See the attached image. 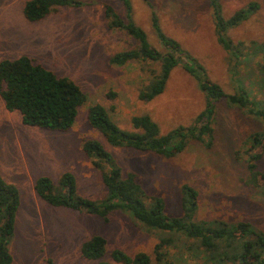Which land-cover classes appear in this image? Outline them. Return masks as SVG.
<instances>
[{
	"label": "rangeland",
	"instance_id": "obj_1",
	"mask_svg": "<svg viewBox=\"0 0 264 264\" xmlns=\"http://www.w3.org/2000/svg\"><path fill=\"white\" fill-rule=\"evenodd\" d=\"M84 1L81 7H58L43 20L32 22L23 15L25 0H0V60L29 56L73 79L87 97L74 125L63 132L24 124L21 114L7 110L0 98V172L20 192L9 243L11 264H95L80 253L82 242L93 234L107 239L103 260L110 262V252L116 248L128 253L145 251L154 259L160 234L141 227L126 214L113 211L104 222L93 214L51 206L36 195L33 184L38 177L56 182L61 173L70 171L79 195L98 201L104 198L100 174L81 150L84 138L100 140L124 173L136 175L147 196L162 197L167 215H181V186L186 183L197 191V220H245L264 232V190L254 185L246 164L251 153H261L256 168L264 170V148L252 143V135L263 127L243 108L218 101L211 146L191 141L169 158L110 146L86 119L87 108L100 103L123 129H131L133 115L147 114L165 133L192 124L205 104L194 78L180 66L171 71L161 94L148 102L139 99L147 71L157 69L158 64L130 61L116 66L109 62L113 53L135 49L138 42L124 30L108 26L105 4L124 21L132 19L150 45L162 50L150 23L151 10L156 11L161 30L176 39L212 81L233 93L239 77L244 78L251 98L264 103V81L258 83L264 77L260 73L264 66V0H218L225 17L255 4L246 20L227 31L234 42L227 50L216 41L208 0H149L151 5L129 0L130 13L121 0ZM246 50L252 57L238 64L242 74L236 76L231 73L238 61L236 52L247 56Z\"/></svg>",
	"mask_w": 264,
	"mask_h": 264
},
{
	"label": "trees",
	"instance_id": "obj_2",
	"mask_svg": "<svg viewBox=\"0 0 264 264\" xmlns=\"http://www.w3.org/2000/svg\"><path fill=\"white\" fill-rule=\"evenodd\" d=\"M121 1L130 13L129 0ZM143 1L150 4L149 0ZM208 2L216 41L227 50L233 42L227 31L246 20L255 4L250 3L247 8L225 17L218 0ZM85 3L84 0H25L22 11L28 21H41L58 7L77 8ZM104 14L110 28L124 30L138 42L135 49L113 53L109 57L111 64L123 66L130 61L158 64L157 69L147 71L148 78L139 90V99L148 102L161 94L171 71L178 66L194 78L205 98L204 107L192 124L178 125L165 133L147 114L133 115L130 118L131 129H123L111 119L104 105H90L86 111L87 122L110 146L150 151L167 158L181 153L191 141L209 147L214 137L216 104L224 100L227 105L243 108L259 120L263 130L252 135V143L264 148V103L251 98V91L242 83L244 78L239 77L233 93L225 92L220 84L208 77L201 64L183 52L176 39L161 30L156 11L151 10L150 23L162 50L150 45L146 33L130 17L124 21L108 4L104 5ZM245 52L247 56L236 52L238 61L231 67V73L236 72V76L242 74L238 64L252 57L251 51ZM260 73H264L262 65ZM263 81L264 77L258 83ZM0 98L7 110L21 114L24 124L60 132L74 125L80 108L87 101L85 92L73 79L57 74L26 55L0 60ZM81 150L100 174L105 186L104 198L98 201L79 195L76 179L70 171L61 173L56 182L47 176L38 177L33 184L36 195L51 206L93 214L104 222L108 221L111 212L119 211L141 227L160 234L154 248V259L145 251L128 253L116 248L110 252V262L103 260L107 239L100 234H93L82 242V257L95 261V264H264V232L249 221L197 220V191L186 183L181 186V215L169 216L164 210V199L147 196L136 175L131 171L124 173L100 140L84 138ZM261 156V153H251L246 164L249 176L255 179L252 181L254 185L264 190V170L256 168ZM19 205L17 185L5 179L0 172V264L12 262L9 243ZM171 247L177 251L172 252ZM187 259H192L193 263Z\"/></svg>",
	"mask_w": 264,
	"mask_h": 264
},
{
	"label": "crops",
	"instance_id": "obj_3",
	"mask_svg": "<svg viewBox=\"0 0 264 264\" xmlns=\"http://www.w3.org/2000/svg\"><path fill=\"white\" fill-rule=\"evenodd\" d=\"M11 182V181H10ZM13 183V182H12ZM15 184V183H14Z\"/></svg>",
	"mask_w": 264,
	"mask_h": 264
}]
</instances>
